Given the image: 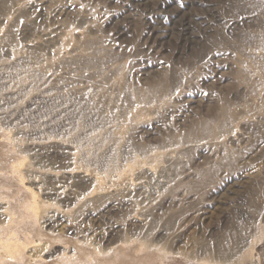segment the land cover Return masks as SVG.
<instances>
[{
  "label": "rangeland",
  "instance_id": "374dc122",
  "mask_svg": "<svg viewBox=\"0 0 264 264\" xmlns=\"http://www.w3.org/2000/svg\"><path fill=\"white\" fill-rule=\"evenodd\" d=\"M10 226L24 264H264V0H0Z\"/></svg>",
  "mask_w": 264,
  "mask_h": 264
},
{
  "label": "bare ground",
  "instance_id": "6f19581e",
  "mask_svg": "<svg viewBox=\"0 0 264 264\" xmlns=\"http://www.w3.org/2000/svg\"><path fill=\"white\" fill-rule=\"evenodd\" d=\"M25 190L29 192V195L32 198V200L29 201V203L25 204L23 207L25 213L30 214L31 218H37L41 214H39V211L41 210V204L37 199L38 195L30 188H25ZM16 229H14L13 226H10L8 228H0V254H2V257L4 258V260L2 261L4 264H24L25 262V259L23 257L19 258L21 257V245L19 239L16 236L18 235L16 234ZM42 229L43 228H40V234L43 235L44 232H42ZM41 242V239L37 241L38 244H40Z\"/></svg>",
  "mask_w": 264,
  "mask_h": 264
}]
</instances>
